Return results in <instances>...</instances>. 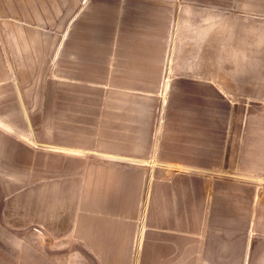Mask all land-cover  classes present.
<instances>
[{"label": "crops", "instance_id": "obj_1", "mask_svg": "<svg viewBox=\"0 0 264 264\" xmlns=\"http://www.w3.org/2000/svg\"><path fill=\"white\" fill-rule=\"evenodd\" d=\"M0 50L25 115L45 83L64 146L124 149L90 183L132 211L72 229L77 246L134 253L122 264H264V0H0ZM164 152L206 158L184 199L164 196L184 208L160 228L149 209L181 187L172 169L199 168Z\"/></svg>", "mask_w": 264, "mask_h": 264}, {"label": "rangeland", "instance_id": "obj_2", "mask_svg": "<svg viewBox=\"0 0 264 264\" xmlns=\"http://www.w3.org/2000/svg\"><path fill=\"white\" fill-rule=\"evenodd\" d=\"M2 54L0 50V62ZM1 70L2 66L0 138L6 136L9 142H0V264L133 262L134 253L126 249L96 251L86 247L83 242L77 246L76 241L71 239L72 229L86 228L89 222H104L106 210L127 212L124 209L129 205L127 202L97 200L98 196L104 197L105 194L97 195L94 192L97 186L90 183L92 175L96 178L106 172L102 166L107 162L121 163L125 160L123 154L106 151L124 149L64 146L65 132L60 133L65 131L66 120L46 116L47 106L52 105L47 99L46 84L38 86L36 94L23 93L28 97L24 102H27L29 111L35 116L25 115L21 109L25 105H22L15 89L14 77L1 79ZM43 79H46V75ZM29 96L39 100L32 101ZM52 126L57 130L53 135L54 142L49 140L52 135H48L46 130L48 128L51 131ZM13 137L21 143L11 142ZM164 153L165 159L173 158L172 155L179 159V152ZM179 155L181 162L195 163L199 168L186 170L176 166L172 169L181 187L159 192V200L151 203L149 210L155 215L150 222L156 227L166 228L170 224L171 213H175L176 208H184L168 203L164 196L184 199L188 175L200 179L203 174L206 154ZM147 160L150 164L151 158ZM103 252L104 258L101 256Z\"/></svg>", "mask_w": 264, "mask_h": 264}]
</instances>
